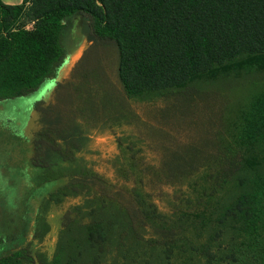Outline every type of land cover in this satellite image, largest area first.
<instances>
[{"label":"trees","instance_id":"1","mask_svg":"<svg viewBox=\"0 0 264 264\" xmlns=\"http://www.w3.org/2000/svg\"><path fill=\"white\" fill-rule=\"evenodd\" d=\"M75 17L85 54L103 51L114 76L112 119L151 109L144 118L184 143L150 160L141 140L120 142L111 174L65 173L48 159L73 162L76 146L59 144L73 135L37 132L40 183L69 179L49 200L84 201L64 215L50 258L27 244L0 264H264V0H0V102L57 75ZM209 118L214 145L192 146Z\"/></svg>","mask_w":264,"mask_h":264},{"label":"rangeland","instance_id":"2","mask_svg":"<svg viewBox=\"0 0 264 264\" xmlns=\"http://www.w3.org/2000/svg\"><path fill=\"white\" fill-rule=\"evenodd\" d=\"M27 28L31 29L32 25ZM67 28L62 37L65 59L57 75L36 92L0 102V255L30 244L33 254L50 258L64 215L84 201L82 196H68L60 203L49 200L69 179L40 183L45 171L32 163L37 132L45 136L53 129L56 134L73 135L64 144L59 140L60 146H71V151L76 146L73 162L59 160L53 154L48 159L49 169L65 173L86 168L111 174L120 154V142L126 146L130 141L141 140L150 160L161 158L159 146L184 143L180 137L157 129L160 125L156 121L144 118L142 114L151 112L146 106V111L138 106L129 109L130 120L112 119L110 115L113 110H121V104L113 89L114 76L109 78L102 65L104 53L85 54L87 42L81 33V17L73 18ZM79 59L82 62L78 63ZM110 65L106 66L108 75L112 74ZM214 122L206 119V137L201 134L192 146L214 145ZM17 140L20 145L12 146ZM165 154L166 151L163 162L174 160L172 153ZM36 234L39 235L36 237Z\"/></svg>","mask_w":264,"mask_h":264},{"label":"crops","instance_id":"3","mask_svg":"<svg viewBox=\"0 0 264 264\" xmlns=\"http://www.w3.org/2000/svg\"><path fill=\"white\" fill-rule=\"evenodd\" d=\"M2 2L5 5H20L23 3V0H2ZM18 145L20 144H19V141L17 140L16 142H13L12 146H18Z\"/></svg>","mask_w":264,"mask_h":264}]
</instances>
